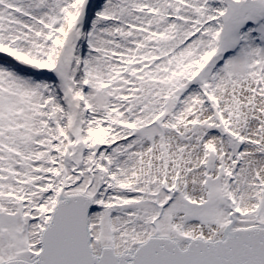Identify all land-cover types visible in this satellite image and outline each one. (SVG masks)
Masks as SVG:
<instances>
[{
    "label": "snow or ice",
    "instance_id": "1",
    "mask_svg": "<svg viewBox=\"0 0 264 264\" xmlns=\"http://www.w3.org/2000/svg\"><path fill=\"white\" fill-rule=\"evenodd\" d=\"M0 264H264V0H0Z\"/></svg>",
    "mask_w": 264,
    "mask_h": 264
}]
</instances>
